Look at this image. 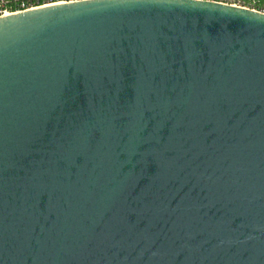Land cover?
<instances>
[{
	"label": "water",
	"instance_id": "obj_1",
	"mask_svg": "<svg viewBox=\"0 0 264 264\" xmlns=\"http://www.w3.org/2000/svg\"><path fill=\"white\" fill-rule=\"evenodd\" d=\"M0 264H264V13L1 16Z\"/></svg>",
	"mask_w": 264,
	"mask_h": 264
},
{
	"label": "built area",
	"instance_id": "obj_2",
	"mask_svg": "<svg viewBox=\"0 0 264 264\" xmlns=\"http://www.w3.org/2000/svg\"><path fill=\"white\" fill-rule=\"evenodd\" d=\"M74 1L82 0H0V17L6 14L18 13L21 10H30L34 7L40 8L47 5H55L64 3H72ZM201 1H215L220 4H229L231 6L243 7L245 9L256 10L264 13V4H260L259 0H201Z\"/></svg>",
	"mask_w": 264,
	"mask_h": 264
},
{
	"label": "trees",
	"instance_id": "obj_3",
	"mask_svg": "<svg viewBox=\"0 0 264 264\" xmlns=\"http://www.w3.org/2000/svg\"><path fill=\"white\" fill-rule=\"evenodd\" d=\"M258 2H260V4H264V0H259Z\"/></svg>",
	"mask_w": 264,
	"mask_h": 264
}]
</instances>
